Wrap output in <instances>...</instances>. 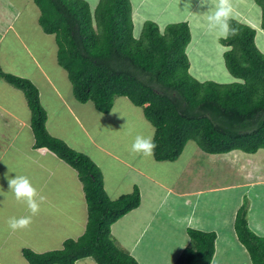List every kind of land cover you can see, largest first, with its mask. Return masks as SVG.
Instances as JSON below:
<instances>
[{
	"label": "trees",
	"instance_id": "trees-1",
	"mask_svg": "<svg viewBox=\"0 0 264 264\" xmlns=\"http://www.w3.org/2000/svg\"><path fill=\"white\" fill-rule=\"evenodd\" d=\"M33 1L40 10L42 30L54 35L57 62L67 72L75 99L93 102L101 113L109 112L118 96L141 107L154 127L155 160L175 161L188 140L210 154L264 148V53L248 24L231 19L230 27L238 34L220 39L228 47L223 53L225 66L237 80L200 82L189 74L187 21L161 28L148 20L136 36L131 0H99L92 9L86 0ZM255 2L262 10L264 29V0ZM0 78L23 91L31 110L34 147L48 149L76 170L87 206L81 236L43 253L22 248L28 264H75L83 257L98 264H138L111 239V225L139 206L138 187L111 199L96 163L48 133L37 87L2 69ZM234 229L251 263L264 264V238L248 227L244 205L238 209ZM187 234L190 245L173 264H211L217 233L189 227Z\"/></svg>",
	"mask_w": 264,
	"mask_h": 264
},
{
	"label": "crops",
	"instance_id": "crops-1",
	"mask_svg": "<svg viewBox=\"0 0 264 264\" xmlns=\"http://www.w3.org/2000/svg\"><path fill=\"white\" fill-rule=\"evenodd\" d=\"M180 7L185 10L188 9L184 7V2L182 5H179ZM205 7L208 8L207 5ZM133 10L132 8L134 14ZM212 10L214 8L209 11ZM207 13L209 14V12ZM39 15L40 10L33 0H0V69L4 72L26 78L29 76H23L24 73L20 74L16 70L19 68L22 70L21 67L24 61H26L27 65L31 63L36 66L34 70L38 72L35 78L41 84L39 85L34 80L33 75L32 78L29 77L31 79L29 80L37 87L41 105L47 113L45 126L48 133L63 140L72 148H75V145L79 146V143H77V139L79 140L77 133L82 134L89 141L88 147L91 149L85 147L82 143L83 148L80 147L78 151H82V153L88 155L101 169L105 162L110 165L109 168H106L104 171L102 170V175L103 183L105 181L107 184L112 179L115 180L107 189L111 199L132 192L134 186L138 187L141 196L140 204L111 225V235L113 233L116 237L114 239L126 245L134 244L137 246L143 243V241L147 245L152 243L150 228L153 224L150 220L152 212L155 211L152 208V203L155 200L152 194L154 191L153 188H157L163 192L165 191L168 195L172 194L177 198H185L186 202H189V197L194 195H215V193H221L235 188H246L249 189L247 191H252L254 185H264V162L257 161L258 157L260 158L262 155L261 152H264L262 148L258 149L255 153H243L241 150H232L234 151L233 156L227 155L218 160L214 156L225 153L210 154L206 152L212 167L209 168V172L204 171L201 160V157L205 155V151L203 154L201 152L202 149H199L196 142H191L192 147L188 146V149L186 148L185 150L187 141L180 156L175 161H157L152 155L150 157V163L148 162L144 166L140 164L142 154L126 152V154L122 153L120 155V149L118 153L115 151L113 153L112 151L118 148L115 149L117 145L111 146L110 143L124 131L122 121L126 117L122 111L120 113L119 107L114 105L115 102H113L109 112L101 113L94 107L93 102L87 101L80 103L75 99L67 72L57 62V45L54 35H51L53 39L44 37V35L50 36V34H45L38 25ZM139 16L138 14L137 17ZM243 18L244 20H240V22H248L249 26L254 27L252 18L246 16ZM173 19L186 20L190 27V36L194 34L193 29L199 28V24L193 25L192 21L185 15ZM148 20L152 19H146L145 21ZM144 22L142 24L139 22V25L134 31L136 36H139L141 33ZM205 26L207 27L209 24L207 23ZM9 33H12L10 41L7 38ZM30 38L32 40L35 38L33 43L32 41H28ZM12 40H16V43L20 47L11 45L10 42ZM37 40L46 42L47 47L41 44V48L35 49L34 46L38 42ZM26 41L32 46V49L30 45H27ZM52 41L53 44H51ZM34 53H41L40 58ZM6 64L7 67H5ZM191 70L192 66L189 63V74H192L191 76L198 81L204 82L200 75H197ZM28 74L31 73L29 72ZM216 76L219 78L217 73ZM229 79H234L233 81L237 80L234 77ZM205 81H209V79L207 78ZM212 81L218 82L219 80L215 79ZM218 83L223 84V82ZM136 107L141 112L139 116L134 115L132 118L133 122L136 121L133 124V126L135 125L133 134H153L154 127L149 126L151 128H147L140 121V117L143 116L145 118V116L143 115L142 108L139 106ZM117 115L119 120L116 118ZM108 118H114L115 123L108 121ZM106 124H109V127ZM141 125H143V130L140 128ZM91 129L94 130V134L92 135L89 133ZM65 136H67V140ZM120 145L121 142L118 146ZM227 153L229 154V152ZM238 162L241 165V173H239L238 169H232L234 163L237 164ZM117 167L121 171H124L123 176L128 173L132 174L129 180L126 181V177L122 178L120 175L117 177L111 175V173L117 170ZM189 168L191 171L187 172ZM17 174L27 176L38 191L46 197L45 202L41 205V211L33 217L31 225L26 229L16 230L15 234H11L18 241L20 253L22 248H30L34 252H38L37 249L59 246L64 240L68 238L76 239L84 233L87 223V206L82 183L78 178L76 170L48 149L34 147V135L31 128V110L27 99L23 91L0 78V230L8 225L7 220L9 217L15 215L16 217L30 215L26 203L17 201L14 193L8 187V179L15 178ZM143 180L147 181V184L153 185L144 189L141 184ZM116 181L120 183L115 184ZM76 183L79 188L76 186ZM52 200H59V202L68 200L70 202L66 203L62 208L59 206L56 209V204H51L53 202ZM215 200L216 198L214 197ZM211 204L212 206L210 208L214 209L216 206L215 203L212 202ZM202 205L199 204L198 207L201 208ZM47 207L49 209L51 208L50 213H48L51 216L43 221V212H45L44 209ZM193 207L195 208L196 205L193 204ZM71 208L74 212L68 214L66 210ZM57 210H59V213L55 214ZM82 211L84 213L80 214ZM226 212L233 216L234 210ZM65 218L68 220L67 222L63 220ZM188 222L184 226L185 231L190 227ZM67 224L69 225L67 226ZM207 229L214 230L213 227ZM57 230L60 231L57 232ZM166 230H172V227H166ZM12 231L9 229L7 234L9 235ZM169 237L170 244L174 241L171 238H175L176 236L173 233L172 236L169 234ZM216 239L218 240V236H216ZM187 245L184 244L180 247L184 249ZM167 246L161 245L162 253L168 258H175V254H179L180 248L172 245H169V248H167ZM134 255L137 260L134 259L138 264H145L141 261V257H138L140 253ZM8 256V263L0 260V264H28L22 253L21 255L10 253ZM75 264L98 263L92 257H83L78 259Z\"/></svg>",
	"mask_w": 264,
	"mask_h": 264
},
{
	"label": "rangeland",
	"instance_id": "rangeland-1",
	"mask_svg": "<svg viewBox=\"0 0 264 264\" xmlns=\"http://www.w3.org/2000/svg\"><path fill=\"white\" fill-rule=\"evenodd\" d=\"M86 1L88 2L91 9L94 8L99 2V0H86ZM131 1H132L131 2L132 8L134 9L133 10L134 14L132 12L133 24H134L133 32L139 25V22H141L142 24L146 19H152L155 22H157L161 28H164L169 23L186 21L182 19L180 20L173 19L181 15H185L192 21L193 25L199 24L198 29H193L194 34L191 35L190 42L186 46V52L188 53V60H189L190 65L192 66L191 71L195 72L197 75H200L204 81L205 79L208 78L211 81L218 79L219 80L218 82H223V83L233 82L234 79H229L233 77L228 73L227 68L225 67L224 58H223V53L228 49V47L220 43V36L218 35L219 29H210L209 26L207 27L205 26L208 23L207 21L208 13L206 12L207 8L206 7L200 8L198 6V0H191L192 6L188 8L187 10L181 7L179 8V5H182L184 0H152V1L151 0H131ZM232 2H233V7H234L235 19L239 21L240 20L243 21L244 16L252 18V22L254 25L253 28L256 30L255 44L258 47V49L262 53H264V29L261 26L262 10L260 9V6L255 2V0H232ZM190 11L193 14H191ZM138 14L140 15L139 17H137ZM246 24H248V22ZM44 37L52 38L51 35L50 36L44 35ZM7 38L10 41V39L12 38V33H9ZM39 39H42V38H39ZM34 40L35 38H33V40L32 38H30L28 41L30 42L32 41L33 43ZM37 41L38 42L35 43V46H34L35 49L41 48L40 47L41 44L47 47L46 42L41 41V40H37ZM10 43L11 45L20 47L16 43V40H12ZM51 44H53V41ZM27 45H30V44L27 42ZM30 48L32 49L31 45H30ZM34 54L38 55V57L40 58L41 53H34ZM5 67H7V64ZM21 68L22 70L19 68L16 71L19 72L20 74L24 73L23 76L27 75L31 78H32V75L34 76V78L35 76H37L36 74L38 71L34 70L36 69L35 65L31 63L27 65L26 61H24ZM6 69H9V68H6ZM29 72L31 74H28ZM216 73L219 75V78L216 76ZM29 77H26V78L30 79ZM34 80L38 82L36 78ZM69 83L71 84L70 81ZM38 84L40 85L41 83L38 82ZM49 93H50V90H49ZM45 96H46V93H45ZM113 102H115L114 105L116 107H119L120 113L122 111L123 115L126 118L125 120L122 121V124H123L122 127L124 131H122L118 136H116L113 139V142L110 143L111 146L117 145L115 149L118 148L117 150H113L111 148L113 150L112 152L118 153V150L120 149V152H121V153L119 152L120 155H122V153L126 154V152L131 153V144L133 143L136 137V135L133 134L134 126H135V125L133 126V124L136 123V121L133 122L132 118L134 115L139 116V113L141 111H139L140 109L134 106L132 101L129 98H126L125 96L115 97ZM116 118L119 120L118 115ZM107 120L113 121V123H115L114 118L113 119L108 118ZM140 121L143 122L147 128H151L149 126H152V124L148 120L143 118V116L140 117ZM106 126L109 127V124H106ZM140 128L143 130V125H141ZM89 133L90 135L94 134V130L91 129ZM77 135H78L77 138H79V140L77 139V143H79L78 144L79 146L75 145V148H72V147L71 148L78 151L80 150L79 149L80 147L83 148L82 143L85 145V147H88L89 141L85 139L82 134L77 133ZM94 137H96V135H94ZM65 139L67 140V136H65ZM120 142H121V145L118 146ZM191 142H195V141L188 140L185 146V150L188 146L192 147ZM201 152H203L204 154L203 150ZM233 152L234 151H230L229 154L228 153L217 154L214 157L216 158V160H218L227 155L233 156ZM261 154L262 155L260 156V158L258 157L257 159L258 162L259 161L264 162V152L263 153L261 152ZM203 156L204 157L200 156L202 163H203V169L205 172H209V168L211 167V165L208 160L207 153L205 152V155ZM150 157L151 156L142 155L140 157L142 159L140 164L144 166L148 162L150 163L151 161ZM239 162L237 164L234 163L232 169L233 170L238 169L239 173H241L242 170L240 168L241 165ZM109 167L110 165H108V163L105 162L102 165V169L101 167L99 169L102 172V170L104 171L106 168H109ZM150 168H153V167H150ZM116 169L117 170H115V172L111 173V175H114L115 177L120 175V177L122 178L126 177V181H127L132 175L128 173L125 176H123L124 171H121L118 167ZM190 171L191 169L189 168L187 172H190ZM114 181L115 180L112 179L107 184L105 183V181L103 183L104 189L106 193L109 195V197H110V193L107 189L110 187V185ZM118 182L119 181H116L115 184H117ZM141 184L144 189H147L148 187L153 185V184L151 185L147 184V181L145 180H143ZM76 186H78L77 183H76ZM153 189L154 191L152 194L154 195L155 200L152 203L153 205L152 208H154L155 211L152 212L151 220H150L153 225L151 228L149 227L151 230V235H152V238H151L152 243L147 245L143 241V243H140L137 246L134 244L126 245L124 243H121V241L114 239L116 237L112 233L113 236L111 235V239H113L114 244H116L119 248L128 252L132 256L134 254L140 253L138 257H141L142 259L141 261H143L145 264H173L177 260V258L180 257V255L183 253L185 249V248L183 249L180 246H183L184 244H188L187 246L190 245V238L188 237L187 230L186 231L184 230V226L186 222H188V220L190 219L188 222V225L191 228L195 227L196 229L200 228V229H204L205 231H211L210 229H207V228L213 227L214 229L213 231L217 233L218 240L216 239V241L214 242L215 253H214L213 260H212V264H252L246 248L244 247V245H242L237 240L236 232L234 229V223H235V217H236L239 207L241 205H244L248 227L252 231H254L255 234L264 238V185L263 184L254 185L252 191L251 190L247 191L249 189H246V188H235V189H231V190L224 191L221 193H215V195H210V194L194 195V196L189 197V200H188L189 202H186L185 198H182V199L177 198L176 196L174 197L172 194L168 195L165 191L163 192L157 188H153ZM214 197L216 198L217 201L216 200L214 201ZM52 201L53 202L51 204H56L55 205L56 209L59 206L62 208L63 206L66 205V203L70 202L68 200H64L63 202H59V200H52ZM212 202L215 203L216 205L214 209L210 208L212 206L211 204ZM193 204H195L196 207H198L199 204H203V205L201 208L200 207L194 208ZM217 205L219 206L217 207ZM232 210H234L233 216L230 213L227 214L226 211L231 212ZM44 211L45 212H43V215H44L43 221H45L46 218L51 216L50 214H48L50 213L51 208L49 209L47 207L44 209ZM66 211L68 214H70L71 212H74L72 208ZM56 213H59V210L55 211V214ZM83 213L84 211H82L80 214H83ZM46 215L47 217H45ZM63 220L66 222L68 221L66 218ZM167 224L168 226H166ZM68 225L69 224H67V226ZM166 227H172V230L167 231ZM9 229L10 228L8 227V225H6L0 230V260L3 261L4 263H8V260H9L8 255H10V253L14 255H21L18 241L15 240L14 235L11 236V234L12 233L15 234L16 231H12L8 235L7 232L9 231ZM60 230H57V232H59ZM116 232H118V230H116ZM173 233L176 237L171 238L174 241L169 244V240H170L169 234L170 236H172ZM161 245H168L167 248H169V245H172L174 247H179L180 248L179 254L178 253L175 254L177 258L176 257H175L176 259L172 257L168 258L167 256H165L161 251ZM62 247H63V243L59 244V246H52L51 248L37 249V250L38 252L43 253V252L51 251L54 249H61ZM133 257L135 258V255Z\"/></svg>",
	"mask_w": 264,
	"mask_h": 264
},
{
	"label": "clouds",
	"instance_id": "clouds-1",
	"mask_svg": "<svg viewBox=\"0 0 264 264\" xmlns=\"http://www.w3.org/2000/svg\"><path fill=\"white\" fill-rule=\"evenodd\" d=\"M208 6L207 21L210 29H219V36L222 39H228L229 36L238 34V30L230 27L229 21L234 19V8L232 0H198V6L204 8ZM191 0H184V7L190 8ZM209 11L210 9H213ZM154 133L150 135L138 134L131 144V152L152 156L156 148ZM8 187L14 193L17 201L24 202L30 212L26 216H12L7 220L8 227L13 230L28 228L33 217L41 211V205L45 202L46 197L42 195L33 185L31 180L25 175H16L15 178L8 179Z\"/></svg>",
	"mask_w": 264,
	"mask_h": 264
}]
</instances>
